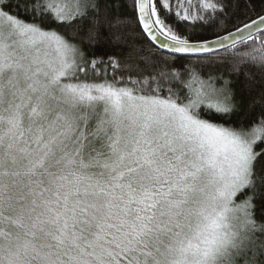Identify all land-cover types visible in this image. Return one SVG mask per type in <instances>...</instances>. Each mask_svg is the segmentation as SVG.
<instances>
[{"label":"snow or ice","instance_id":"snow-or-ice-1","mask_svg":"<svg viewBox=\"0 0 264 264\" xmlns=\"http://www.w3.org/2000/svg\"><path fill=\"white\" fill-rule=\"evenodd\" d=\"M0 264H264V0H0Z\"/></svg>","mask_w":264,"mask_h":264},{"label":"trees","instance_id":"trees-1","mask_svg":"<svg viewBox=\"0 0 264 264\" xmlns=\"http://www.w3.org/2000/svg\"><path fill=\"white\" fill-rule=\"evenodd\" d=\"M139 44L143 46L144 53L146 55H151L153 53H156V55H162L163 53H160L158 49L152 45L146 38H140Z\"/></svg>","mask_w":264,"mask_h":264},{"label":"water","instance_id":"water-1","mask_svg":"<svg viewBox=\"0 0 264 264\" xmlns=\"http://www.w3.org/2000/svg\"><path fill=\"white\" fill-rule=\"evenodd\" d=\"M153 45V44H152ZM155 46V45H154ZM156 47V46H155Z\"/></svg>","mask_w":264,"mask_h":264}]
</instances>
